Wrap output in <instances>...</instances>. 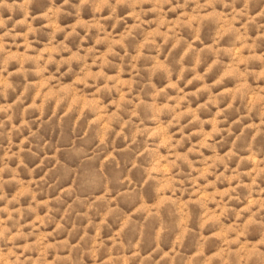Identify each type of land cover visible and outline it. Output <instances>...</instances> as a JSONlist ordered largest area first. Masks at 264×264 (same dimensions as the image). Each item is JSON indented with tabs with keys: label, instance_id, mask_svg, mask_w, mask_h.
<instances>
[{
	"label": "clouds",
	"instance_id": "obj_1",
	"mask_svg": "<svg viewBox=\"0 0 264 264\" xmlns=\"http://www.w3.org/2000/svg\"><path fill=\"white\" fill-rule=\"evenodd\" d=\"M0 264H264V0H0Z\"/></svg>",
	"mask_w": 264,
	"mask_h": 264
}]
</instances>
